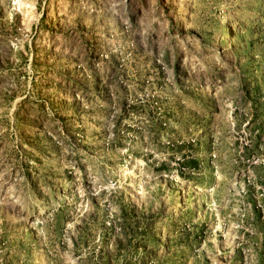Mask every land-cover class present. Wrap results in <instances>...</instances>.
Here are the masks:
<instances>
[{
    "label": "rangeland",
    "instance_id": "rangeland-1",
    "mask_svg": "<svg viewBox=\"0 0 264 264\" xmlns=\"http://www.w3.org/2000/svg\"><path fill=\"white\" fill-rule=\"evenodd\" d=\"M0 264H264V0H0Z\"/></svg>",
    "mask_w": 264,
    "mask_h": 264
}]
</instances>
